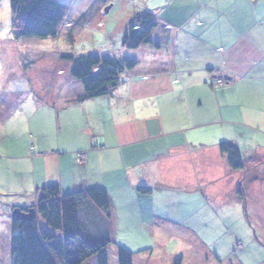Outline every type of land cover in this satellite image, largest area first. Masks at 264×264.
Wrapping results in <instances>:
<instances>
[{
	"label": "crops",
	"instance_id": "crops-1",
	"mask_svg": "<svg viewBox=\"0 0 264 264\" xmlns=\"http://www.w3.org/2000/svg\"><path fill=\"white\" fill-rule=\"evenodd\" d=\"M154 1L144 13L153 14L151 39L161 46L104 51L137 63L110 95L79 102L83 85L60 67L50 85L25 63L10 76L20 81L0 117V144L17 191L33 196L27 206L53 184L63 195L104 188L110 217L91 204L81 215L101 234L118 228L121 210L158 222L156 209L237 211L247 198L264 199L256 174L264 170V0ZM212 77L233 84L217 87ZM222 143L241 151L243 171L230 168Z\"/></svg>",
	"mask_w": 264,
	"mask_h": 264
},
{
	"label": "rangeland",
	"instance_id": "rangeland-1",
	"mask_svg": "<svg viewBox=\"0 0 264 264\" xmlns=\"http://www.w3.org/2000/svg\"><path fill=\"white\" fill-rule=\"evenodd\" d=\"M56 1L67 8L66 21L71 22V27L65 22L57 37L46 40H17L12 27L11 0H0V117L13 103L12 94L17 92L14 87L20 80L10 76L21 73V63L41 72L44 83L50 85L59 79L56 74L59 67L70 75V64L60 59L61 56H101L104 51L120 50L130 22L144 13L149 1V7L156 5L154 0ZM12 164L3 160V143L0 144V264H13L11 207L34 206H27L33 201L31 194L22 196L17 191ZM258 173L264 180V170ZM254 178L253 174L247 180ZM251 199L247 198V204L237 207V211H203L194 207L170 213L156 209L154 218L158 222L152 221L151 214L144 217L148 222L142 218L137 222V216L121 210L116 219L118 228L113 227L110 232L113 244L108 249L109 264H118V246L135 254V264H175L178 260L182 264H264V199L253 198L258 202L255 206ZM254 210L261 213L257 215ZM81 215L84 220V210ZM86 264H96V258Z\"/></svg>",
	"mask_w": 264,
	"mask_h": 264
},
{
	"label": "trees",
	"instance_id": "trees-1",
	"mask_svg": "<svg viewBox=\"0 0 264 264\" xmlns=\"http://www.w3.org/2000/svg\"><path fill=\"white\" fill-rule=\"evenodd\" d=\"M11 8L17 40L57 37L60 28L68 22L67 8L56 0H11ZM156 27L152 13L138 15L124 32L123 47L135 50L150 44L160 48L161 43L151 39ZM61 59L70 64L71 78L83 85L84 94L79 102L110 95L120 84L123 74L137 65L135 61L97 55L77 58L65 55ZM220 151L232 170L245 169L244 157L238 148L222 143ZM138 190L150 192L145 187ZM87 204L110 217L111 199L108 191L100 187L63 195L59 185L53 184L40 190L33 207L14 208L11 216L13 264H86L93 257L96 264H109L108 249L113 244L112 238L109 232L96 234L88 230L81 218ZM16 209L20 213L14 214ZM134 256L128 249L118 246V264H134Z\"/></svg>",
	"mask_w": 264,
	"mask_h": 264
},
{
	"label": "built area",
	"instance_id": "built-area-1",
	"mask_svg": "<svg viewBox=\"0 0 264 264\" xmlns=\"http://www.w3.org/2000/svg\"><path fill=\"white\" fill-rule=\"evenodd\" d=\"M68 26L71 27V24H69ZM211 81L214 84V86H217V87H230L233 84L232 80L221 78V77H212ZM85 158L86 156L84 154L79 155V161L82 162L85 160Z\"/></svg>",
	"mask_w": 264,
	"mask_h": 264
},
{
	"label": "water",
	"instance_id": "water-1",
	"mask_svg": "<svg viewBox=\"0 0 264 264\" xmlns=\"http://www.w3.org/2000/svg\"><path fill=\"white\" fill-rule=\"evenodd\" d=\"M106 12H108V9L106 10ZM17 213H20V210L19 209H16L14 214H17Z\"/></svg>",
	"mask_w": 264,
	"mask_h": 264
}]
</instances>
